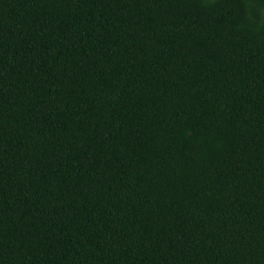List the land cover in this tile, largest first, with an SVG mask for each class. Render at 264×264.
<instances>
[{"label": "trees", "instance_id": "16d2710c", "mask_svg": "<svg viewBox=\"0 0 264 264\" xmlns=\"http://www.w3.org/2000/svg\"><path fill=\"white\" fill-rule=\"evenodd\" d=\"M0 264H264V0H0Z\"/></svg>", "mask_w": 264, "mask_h": 264}]
</instances>
